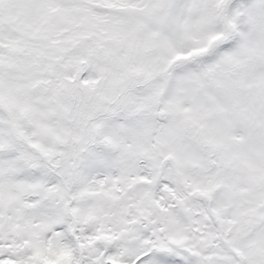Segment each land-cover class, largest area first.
<instances>
[{"label":"snow or ice","instance_id":"obj_1","mask_svg":"<svg viewBox=\"0 0 264 264\" xmlns=\"http://www.w3.org/2000/svg\"><path fill=\"white\" fill-rule=\"evenodd\" d=\"M0 264H264V0H0Z\"/></svg>","mask_w":264,"mask_h":264}]
</instances>
